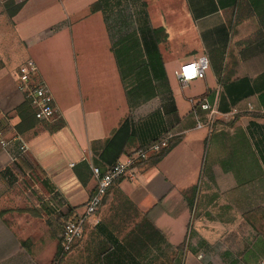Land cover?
<instances>
[{"label": "crops", "instance_id": "0c3cea01", "mask_svg": "<svg viewBox=\"0 0 264 264\" xmlns=\"http://www.w3.org/2000/svg\"><path fill=\"white\" fill-rule=\"evenodd\" d=\"M64 1L66 15H25L26 0L0 33V131L27 147L18 156L17 143L0 146V264L52 263L56 215L81 212L95 188L91 166L108 164L102 151L128 114L134 135L123 154L165 133L171 146L109 186L59 264H208L215 253L225 264H264V0H173L179 14L167 0H144L148 24L167 33L158 43L165 76L132 108L112 50L135 27L131 15L114 5L106 20L90 10L95 0ZM201 55L204 77L182 86L175 72ZM27 59L55 112L18 133L6 112L24 99L17 69ZM203 101L216 109L211 130L195 127L196 114L206 121Z\"/></svg>", "mask_w": 264, "mask_h": 264}, {"label": "trees", "instance_id": "16d2710c", "mask_svg": "<svg viewBox=\"0 0 264 264\" xmlns=\"http://www.w3.org/2000/svg\"><path fill=\"white\" fill-rule=\"evenodd\" d=\"M25 1L26 0H6L5 5L12 6L10 8L8 7V16L12 17L15 15ZM114 5L119 6L118 12L121 15H123L121 13L122 8H128L131 18L135 22V27L129 30L128 33L126 32L121 35L112 45V50L114 51L119 67L120 79L124 85L127 103L128 106L132 108L152 98L155 94L153 80L165 76L158 43L166 38L167 33L162 26L152 27L148 24V13L144 0H95L90 5V10H101L107 20L114 10ZM124 21L122 26L121 24L119 25V30H121V28L125 29L126 25ZM108 26L111 25L108 23ZM146 33H149L148 38L144 37ZM13 113L14 117H16L14 128L18 133L31 128L37 121L29 99L26 97L14 108ZM234 121L235 118L228 124L231 125ZM133 135L134 122L131 115L128 114L106 142L102 151V155L105 153L111 154V158L107 161L108 164L114 162L124 153L125 147ZM170 146L171 144H169L168 141L167 146L159 151L158 157L162 156ZM30 164L33 167L32 172L30 171V175H33V172L37 171V167L33 165L31 161ZM7 170H9V168L5 169L6 172ZM5 171L3 173H5ZM5 211L6 210H0V216ZM68 218H70L69 215H56V219L61 226ZM59 250L60 245L58 242L51 264H59L65 255L59 257Z\"/></svg>", "mask_w": 264, "mask_h": 264}, {"label": "built area", "instance_id": "2783aa9c", "mask_svg": "<svg viewBox=\"0 0 264 264\" xmlns=\"http://www.w3.org/2000/svg\"><path fill=\"white\" fill-rule=\"evenodd\" d=\"M208 66L207 56L201 55L196 60L184 63L179 67V70L175 72L177 80L184 86L191 79L203 78ZM17 87L22 91L24 97L29 99L37 120L52 121L54 119L55 111L51 96L46 91L43 81L37 78V68L33 60L27 59L19 66ZM198 106L200 109L207 111L206 121L203 122L196 114L195 127L206 125L211 130L216 109L204 101L199 102ZM171 136V133H165L144 146L120 155L114 162L105 165L104 168L91 166V173L95 180L94 191L84 204L81 212L64 221L59 239V257L69 252L81 237L86 222L95 215L109 186L121 176L133 177L136 165L166 147ZM13 142L18 145V156L24 154L27 147L20 136L14 135L7 138L0 131V146L4 148Z\"/></svg>", "mask_w": 264, "mask_h": 264}, {"label": "rangeland", "instance_id": "374dc122", "mask_svg": "<svg viewBox=\"0 0 264 264\" xmlns=\"http://www.w3.org/2000/svg\"><path fill=\"white\" fill-rule=\"evenodd\" d=\"M5 1L6 0H0V33H4V34H5V31H9V30L12 29L10 24H9L11 16H8V7L10 8L12 6L11 5L10 6H6L5 5ZM15 1H17V0H15ZM65 2L66 1H64V0H54V2L52 0H34V2H31L28 5L27 10L24 13H25V15H29V14H32V13H34V14L40 13V12H42V10H44V11H54L55 10L58 13L60 12L62 15H64V14L66 15V14L69 13V11L66 8V6H67L66 3L67 2L66 3ZM174 4L175 3H174L173 0H167V7H168L169 11H170V9L173 10V11L176 10L175 13L179 14L181 9L177 5H176L177 8H175ZM183 7H184L183 8L184 10L185 9L187 10V7L185 5ZM121 13L124 14L125 17L126 16L130 17V15H131L129 9L125 8V7L122 8ZM174 20L175 19H172V21H174ZM124 23H127V22L124 21ZM172 23L176 24L175 21L172 22ZM172 30H174L173 26H172ZM6 34H7V32H6ZM13 43H15V41L13 39H10L8 41V43H7V46L5 47L6 55H7V57H10V58L14 56L12 54V51L15 49V48H13ZM18 68H19V66H18ZM17 71H18V69H17ZM23 97H24V95H23ZM15 107H13L11 110H9V109L7 110V112H6L7 117H11V116L14 117V113L13 112H14V108ZM191 222H192V219L189 221V223L191 224ZM212 256H213L215 261H212V262H210L208 264H225L224 262H221V261L219 262L218 261L219 259H217L218 255H216V253L214 255H212ZM221 257L222 256H220V258ZM222 261H224V260H222ZM200 263H202V264L205 263L206 264L207 263L206 262V257L201 259Z\"/></svg>", "mask_w": 264, "mask_h": 264}]
</instances>
